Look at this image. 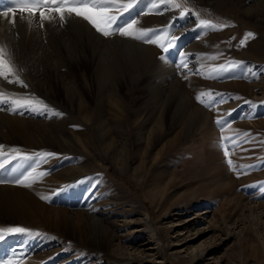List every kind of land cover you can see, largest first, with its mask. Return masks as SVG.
I'll use <instances>...</instances> for the list:
<instances>
[{
	"label": "rangeland",
	"instance_id": "rangeland-1",
	"mask_svg": "<svg viewBox=\"0 0 264 264\" xmlns=\"http://www.w3.org/2000/svg\"><path fill=\"white\" fill-rule=\"evenodd\" d=\"M180 2L137 16L144 0L124 14L175 34L169 54L104 37L77 17L10 31L3 23L0 43L27 87L0 79V88L49 110H0V146L55 155L31 188L0 184V227L40 234H6L0 264H264V0ZM184 7L234 26L200 29L191 12L179 16ZM247 32L255 39L240 47ZM220 65L228 70L211 72ZM204 91L223 101L205 108L196 100ZM222 136L236 141L228 144L236 171ZM33 166L11 160L0 179Z\"/></svg>",
	"mask_w": 264,
	"mask_h": 264
},
{
	"label": "snow or ice",
	"instance_id": "snow-or-ice-1",
	"mask_svg": "<svg viewBox=\"0 0 264 264\" xmlns=\"http://www.w3.org/2000/svg\"><path fill=\"white\" fill-rule=\"evenodd\" d=\"M143 2L144 0H126V2L125 0H4L5 7L0 9V31L5 30L3 28L4 22L10 26L8 29L10 31L20 22L25 23L29 28L35 26L43 28L45 22L55 23L58 20L59 23L63 25L70 18L77 17L86 21L97 33L104 37L119 35L145 44L156 45L162 49L164 54H169L170 49L175 50L179 46L176 43L179 38L176 37L175 34L170 31L137 27L139 23L137 19L124 18V14L131 16L132 12H135ZM160 6H164L167 10H179L182 4L180 0H150V5H145L147 11L141 10L140 12H136V15H147L154 9H159ZM18 12L19 16L17 15ZM189 12L197 17V27L203 30L222 31L227 27L234 26L226 23H215L208 19H200L198 12H194L187 7L179 11V16L185 18ZM249 39H255V34L252 32L245 33L244 37L239 41V46L243 47ZM178 55L181 57L178 67L187 68L186 54L179 52ZM165 58V55L161 56V59ZM217 58L218 57H212L211 59ZM242 66L243 62L233 64L229 61L228 68ZM228 68H226L225 65H220L212 68L211 72L226 71ZM19 73L20 69L17 68L13 61V53L6 44L0 43V79L9 84L16 83L22 87H27ZM185 78H187L186 74ZM204 97H209V101L206 102ZM214 97H220V99L216 100ZM196 100L205 108L211 109L213 104H219L223 101V94L204 91L196 96ZM3 104H8L9 108L0 110H10L13 114L22 109L37 114L49 110V106L36 97L31 95L23 97L14 94L10 95L7 91L0 88V105ZM230 114L231 113H229V115ZM216 124L223 132L225 129V121L223 119H217ZM227 127H230V124L227 125ZM244 135L250 134L245 133ZM221 139L225 141V143L222 144V148L224 156L227 158V164L230 169L236 171V166L230 158L231 149L228 147L229 143L235 144L236 141L230 137L224 136H222ZM54 155L55 154L50 152H38L29 155L21 153L20 150L16 148L11 149V153H5L3 151V146H0V171L5 170V166L9 164L11 160L19 159L29 162L30 165H36L31 167L30 171L22 172L15 178L0 179V184H12L31 188L34 183L38 182V180L46 175L44 172L37 171L38 165L43 163L46 158ZM41 199H46V197L41 196ZM6 234H20L26 236L40 235L23 226L0 227V241L5 239ZM6 264H14V262L7 261Z\"/></svg>",
	"mask_w": 264,
	"mask_h": 264
},
{
	"label": "bare ground",
	"instance_id": "bare-ground-1",
	"mask_svg": "<svg viewBox=\"0 0 264 264\" xmlns=\"http://www.w3.org/2000/svg\"><path fill=\"white\" fill-rule=\"evenodd\" d=\"M73 18V17H72ZM79 27H80V25H79ZM86 31V30H85ZM91 32V31H90ZM15 45V44H14ZM14 49L13 50H15V52L18 54V52H20V51H18V47H16V45L13 47ZM22 53V52H21ZM55 108V107H54Z\"/></svg>",
	"mask_w": 264,
	"mask_h": 264
}]
</instances>
